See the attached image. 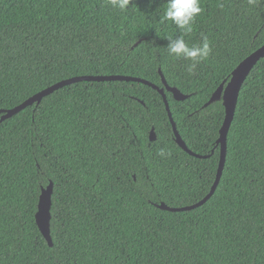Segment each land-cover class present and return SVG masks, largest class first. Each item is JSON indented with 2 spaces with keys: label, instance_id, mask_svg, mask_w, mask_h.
Masks as SVG:
<instances>
[{
  "label": "trees",
  "instance_id": "obj_1",
  "mask_svg": "<svg viewBox=\"0 0 264 264\" xmlns=\"http://www.w3.org/2000/svg\"><path fill=\"white\" fill-rule=\"evenodd\" d=\"M200 4L183 34L163 19L166 0H131L124 11L109 0H0V110L73 76L130 75L164 87L163 74L189 95L166 91L179 134L206 156L176 143L149 85L78 81L55 90L0 121V264H264V57L239 92L212 196L191 210L155 205L185 206L209 192L225 108L222 98L203 104L264 44V0ZM178 35L189 46L210 41L194 74L190 61L167 53V37ZM50 181L52 246L36 223Z\"/></svg>",
  "mask_w": 264,
  "mask_h": 264
},
{
  "label": "water",
  "instance_id": "obj_2",
  "mask_svg": "<svg viewBox=\"0 0 264 264\" xmlns=\"http://www.w3.org/2000/svg\"><path fill=\"white\" fill-rule=\"evenodd\" d=\"M139 42V41H138ZM136 42L134 46L138 44ZM264 57V44H262L260 47L255 49L253 52H251L249 55H247L244 59H242L236 67L232 70L230 74V78L228 81H223L218 88L212 93L208 101H206L203 106L206 107L210 103H212L215 100H218L220 98L223 99V105L225 108V115L224 119L222 122V125L219 129V137L217 139V143L220 145V158L218 162V167L216 171V176L214 179L213 184L211 185V188L209 192L200 200L193 204L185 205V206H169L165 204L164 202H161L159 204H155L158 208L164 209V210H169V211H183V210H191L193 208H196L202 204H204L214 193L225 164V159H226V151H227V134L229 131V128L231 126L232 120L234 118L236 106H237V101H238V96L239 92L241 90V87L247 78L248 74L252 70V68L255 66V64L258 62L260 58ZM162 79L164 82V87H159L158 85L144 79L141 77H136V76H130V75H120V74H109V75H78V76H73L70 78L62 79L38 92L33 94L32 96L28 97L25 99L23 102L20 104L8 108V109H3L0 110V113H2V116L0 118V121L7 119L20 110L24 109L27 106H30L34 103H39L43 97L51 94L55 90L71 84L73 82H78V81H113V80H124V81H136V82H141L146 85H149L156 90L162 95L165 108L167 110V114L170 120V123L172 125L173 133H174V138L176 143L186 152H188L190 155L195 156V157H200V158H205V155H200L197 154L196 152L192 151L189 149V147L186 145L185 141L182 139L181 135L179 134L176 123L172 117L168 99L166 96V91H169L173 94L174 98L176 100H184L186 99L189 95L182 93L178 88L175 86H170L167 81L165 80L163 74ZM149 138L151 141L156 139V133L154 131V128L150 130V135ZM52 192H53V182L50 181L49 184L46 187H43L41 190V194L39 196V201L37 205V212H36V223L38 225V228L42 234V236L45 238V240L48 242L49 246H52V237H51V232H50V220H51V204H52Z\"/></svg>",
  "mask_w": 264,
  "mask_h": 264
},
{
  "label": "clouds",
  "instance_id": "obj_3",
  "mask_svg": "<svg viewBox=\"0 0 264 264\" xmlns=\"http://www.w3.org/2000/svg\"><path fill=\"white\" fill-rule=\"evenodd\" d=\"M255 2L256 0H248L249 4H254ZM109 3L112 7L124 11L130 5L131 0H109ZM202 11L200 0H166L163 19L171 21L181 33L188 34L193 31L195 19ZM167 39L166 50L169 56L190 61L187 67L189 74H194L197 65L201 61L208 59L212 52V47L207 36H202L201 42L192 46H189L185 42L183 35L169 36ZM158 155L167 157L171 153L161 148Z\"/></svg>",
  "mask_w": 264,
  "mask_h": 264
}]
</instances>
